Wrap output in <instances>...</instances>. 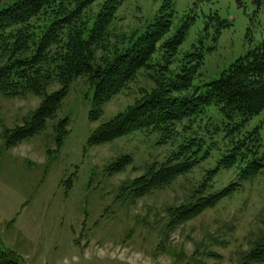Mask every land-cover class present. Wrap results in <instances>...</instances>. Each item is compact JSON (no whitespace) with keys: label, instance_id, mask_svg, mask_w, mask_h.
<instances>
[{"label":"rangeland","instance_id":"obj_1","mask_svg":"<svg viewBox=\"0 0 264 264\" xmlns=\"http://www.w3.org/2000/svg\"><path fill=\"white\" fill-rule=\"evenodd\" d=\"M18 1L0 0V10ZM164 2L126 0L111 24L112 35L118 39L144 29ZM174 2L176 13L166 38L191 17L194 20L167 65L178 70L186 52L202 54L196 85L218 78L264 40V8L253 0ZM164 54L160 52V60ZM147 79L143 75L92 120L94 89L86 78H77L55 120L41 133L14 144L8 134L25 123L42 96L28 91L0 97V239L23 264H264L248 257L264 242V169L194 217L176 220L171 215L174 208L194 202L197 189L213 193L241 182L237 168L213 171L227 140L216 130L215 125L223 128L228 123L217 107H209L196 120H185L166 144H159L149 131L90 144L92 132L133 103ZM60 88L55 82L48 93ZM64 117L68 131L59 142L53 123ZM263 117L255 116L245 130L261 126L264 147ZM192 138L206 141L194 156L200 158L197 166L162 189L143 196L133 191V180ZM125 156L131 161L114 171L113 165Z\"/></svg>","mask_w":264,"mask_h":264},{"label":"trees","instance_id":"obj_2","mask_svg":"<svg viewBox=\"0 0 264 264\" xmlns=\"http://www.w3.org/2000/svg\"><path fill=\"white\" fill-rule=\"evenodd\" d=\"M125 1L21 0L0 10V97H16L28 91L42 96L25 123L8 134L9 143L45 130L48 121L57 117L75 79L86 78L94 89L90 119L98 120L106 103L131 90L146 74L148 84L140 86L134 102L98 126L89 142L103 144L137 131H149L157 135L159 144H166L185 120H196L209 107H217L228 123L223 128L215 125L216 130L221 129L227 140L219 166L213 171L237 168L241 182L235 180L213 193H206L207 188L197 189L191 197L196 198L194 202L171 212L176 220L188 219L231 196L242 181L264 169L261 126L245 130L255 116L264 114V40L218 78L196 85L204 65L202 54L186 52L182 60L186 62L178 70L167 65L184 43L194 18L166 38L176 9L174 0H165L161 11L159 8L144 29L123 33L117 39L110 27ZM253 2L264 8V0ZM219 34L217 31L215 40ZM161 51L165 54L160 60ZM55 82L61 88L48 93V87ZM53 125L61 142L68 131V118ZM194 145L198 148L194 149ZM205 145L204 138H192L179 145L167 160L155 163L146 174L133 180V191L143 196L171 185L198 165L200 158L194 156ZM129 161L130 156L120 159L113 165L114 171L123 170ZM256 245L248 257L264 261V242ZM14 252L0 239V264H23Z\"/></svg>","mask_w":264,"mask_h":264}]
</instances>
